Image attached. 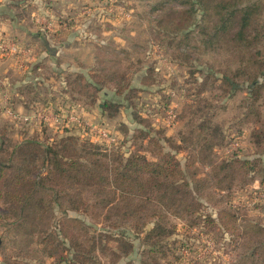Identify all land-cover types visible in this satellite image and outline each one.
Listing matches in <instances>:
<instances>
[{
    "label": "rangeland",
    "instance_id": "rangeland-1",
    "mask_svg": "<svg viewBox=\"0 0 264 264\" xmlns=\"http://www.w3.org/2000/svg\"><path fill=\"white\" fill-rule=\"evenodd\" d=\"M185 1L2 0L0 146L4 151L0 157H8L14 145L32 139L40 128L43 135L35 138L44 143L69 135L97 143L109 155L128 156L143 146L149 150L148 157L162 162L171 154L182 170L176 177L181 183L189 182L186 189L201 207L190 209V194L170 207L160 204L159 220L166 232L148 241L131 236L135 251L121 264H264L263 246L255 248L264 245L255 243L264 238L255 230L257 223L264 228L261 173L248 177L244 186L236 180L231 189L216 183L222 174L212 175L221 161L233 157L253 161L263 155L262 144L251 135L247 91L223 95L214 79L226 65H238L234 62L238 56L233 55L238 50L234 45L233 52L208 46L210 36H204L201 28L213 33L217 16L212 9L204 14L198 0H192L197 9L194 24L178 33V26L190 20ZM260 2L256 28L264 32V0ZM227 43L224 40L225 47L231 45ZM209 67L214 72L206 80L202 69ZM92 69L100 76L104 71L125 74L123 79L103 82L99 91H88L97 92L95 105L89 103L91 96L72 94V86L66 88L67 81L81 83L78 75H89ZM117 81L126 85L122 93L117 92ZM25 84L39 92L34 88L30 93ZM105 101L116 109L107 107L104 113L98 103ZM263 101L264 94L256 104L263 106ZM30 151L36 169L45 173L44 152ZM21 153L31 158L29 151ZM70 156H76L74 150ZM5 203L0 199V206ZM145 209L150 211L152 206ZM64 215L57 212L58 219ZM67 215L84 219L95 237L107 226L76 212ZM14 228L11 220L0 218V237L5 242L2 260L17 240L36 247L42 238L40 229L15 232ZM245 234L251 237L246 240Z\"/></svg>",
    "mask_w": 264,
    "mask_h": 264
},
{
    "label": "trees",
    "instance_id": "trees-1",
    "mask_svg": "<svg viewBox=\"0 0 264 264\" xmlns=\"http://www.w3.org/2000/svg\"><path fill=\"white\" fill-rule=\"evenodd\" d=\"M185 2L188 8L184 10L190 11V20L178 26V33L192 26L196 20L195 2ZM198 3L203 7L204 14H211L212 9L213 15L217 16L213 33L207 31V27L201 28L204 36H210L207 39L208 46L214 50L227 48V52H233L231 48L234 45L238 50L233 52L235 57L238 56L237 60L232 55L238 65L234 68L230 64L226 65L225 69L219 70L220 77L214 79L222 88L223 95L231 96L238 89L247 91V96L251 98L247 111L253 126L251 135L256 143L263 146L262 158L251 161L233 157L221 161L212 175L222 174L220 179L215 178L216 183L231 189L237 183L236 180L240 186H244L248 177L261 173L260 182L264 185V167L261 165L264 162V101L263 106L256 104L264 94V32L256 28L262 4L260 0H198ZM183 40L179 41L181 47ZM224 40L231 45L225 47ZM213 72L212 67L202 69L206 80ZM102 75L92 69L89 75H78L82 78L81 83L72 84V81H67L66 88L72 86V94L77 92L91 96L89 103L95 105L97 92L90 91L89 94L90 89L99 91L103 82L125 78L124 73L115 75L111 71H104ZM116 86L118 93H122L126 87L120 81L116 82ZM24 87L30 93L36 89V86L29 84ZM36 91L39 92V89ZM98 105L104 113L107 107L110 110L117 107L108 101ZM41 130L37 129L32 139L14 145L12 151H8V157H0V199L6 201L3 207L0 206V218L11 220L16 226L15 232L23 228L31 231L40 229L42 237L36 247L26 243L24 245L17 240L13 243L12 251L9 249L7 259H3L4 264H121L135 251L131 236H141L148 241L166 232L162 220H159L162 217L160 204L170 207L184 197L189 199L190 194V209L198 207L199 210L201 207L192 191H187L189 182L181 183L176 177L182 170L180 163L171 154L162 162L154 156L148 157L149 150L143 146L142 149L130 151L128 156L117 152L109 155L99 144L80 142L78 138L69 135L55 143L36 141V138L41 139L43 135ZM30 148L36 153L44 152L42 165L46 168L45 173L36 169L34 153ZM21 150L29 151L28 156L31 158L27 159ZM72 150L76 156H70ZM1 151H4L2 146ZM85 192L93 195L86 196ZM147 205H151L152 210L147 211ZM9 206L12 207L10 210L7 209ZM58 211L65 215L58 219ZM68 211L83 214L95 222H103L107 225L105 231L99 237L91 235L84 226L88 223L82 218L68 216ZM209 220L212 221L211 218ZM39 223H42L41 226ZM150 223L152 226L148 228ZM8 230L4 229V233ZM255 230L264 235V228L259 223ZM245 236L246 240L251 237L247 234ZM256 242L264 243V238L258 241L255 239ZM4 243L0 237L1 250ZM258 246L264 249V245L255 248ZM100 256L103 257L101 261L98 260ZM49 259L51 262L47 263ZM124 264H130V261Z\"/></svg>",
    "mask_w": 264,
    "mask_h": 264
},
{
    "label": "crops",
    "instance_id": "crops-1",
    "mask_svg": "<svg viewBox=\"0 0 264 264\" xmlns=\"http://www.w3.org/2000/svg\"><path fill=\"white\" fill-rule=\"evenodd\" d=\"M0 2H2V0H0ZM49 262H51V260H50V259H49V260H47V263H49ZM0 264H4V262H3L2 258H1V256H0Z\"/></svg>",
    "mask_w": 264,
    "mask_h": 264
}]
</instances>
